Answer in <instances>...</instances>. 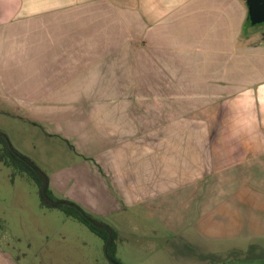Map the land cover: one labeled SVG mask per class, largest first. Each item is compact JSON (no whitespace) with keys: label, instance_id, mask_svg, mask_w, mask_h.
Returning <instances> with one entry per match:
<instances>
[{"label":"crops","instance_id":"obj_1","mask_svg":"<svg viewBox=\"0 0 264 264\" xmlns=\"http://www.w3.org/2000/svg\"><path fill=\"white\" fill-rule=\"evenodd\" d=\"M0 98L53 126L77 175L106 186L100 200L121 193L129 208L178 186L177 214L153 207L152 240L204 243L206 264L259 259L264 227L248 215L264 223V23L250 25L245 0H0ZM0 264L18 262L0 248Z\"/></svg>","mask_w":264,"mask_h":264},{"label":"rangeland","instance_id":"obj_2","mask_svg":"<svg viewBox=\"0 0 264 264\" xmlns=\"http://www.w3.org/2000/svg\"><path fill=\"white\" fill-rule=\"evenodd\" d=\"M109 98L88 97L89 101L84 105L91 107L102 103L109 104ZM168 104L175 106L176 102L170 101ZM5 110L0 107V130L6 133L13 147L32 159L48 176L59 177L65 173L71 176L68 177L70 182L64 177L53 182L51 190L54 195L76 202L116 232L120 231V239L116 241V256L122 264H178V259L180 264H190L191 259L197 264H206L207 261L214 260V257L202 255L208 247L204 243L196 246L198 250H193V245L182 243L179 237H171L167 242L152 240L157 234V231L151 230L155 228L152 221L156 219L153 207L166 204L163 200L166 199L172 205L171 212L177 214L179 209L170 201L172 193L167 192L177 189L178 186L167 188L163 192V199L160 198L161 195L158 197L151 194L146 200L129 208L120 205L123 201L121 193L115 194L119 201L108 196H101L100 200L99 195L106 186L98 185L96 176L88 169L83 168L81 174L77 175L81 157L70 150L69 143L60 136H49L54 130L53 126L31 123L22 113ZM19 115L24 118L21 119ZM173 115L175 112L169 113L170 118ZM98 190L102 192L99 193ZM108 204L109 207H104ZM240 204L241 201L239 206ZM240 217L241 213L231 211L228 227L240 224ZM248 218L252 226L258 229L264 227L259 216L249 214ZM130 220H136V224L132 225ZM144 234L151 237L148 239ZM263 245L255 244L250 252ZM249 247L250 245L247 248ZM0 248L10 252L18 264H110L104 256L100 238L59 210L42 208L36 185L25 175L1 163ZM222 257L226 258L225 254ZM258 258L260 260L251 255L246 262L264 264V250L260 251Z\"/></svg>","mask_w":264,"mask_h":264},{"label":"trees","instance_id":"obj_3","mask_svg":"<svg viewBox=\"0 0 264 264\" xmlns=\"http://www.w3.org/2000/svg\"><path fill=\"white\" fill-rule=\"evenodd\" d=\"M0 163L25 175L36 185L42 208L59 210L66 217L77 220L102 240L104 256L110 264H122L116 256L118 233L76 202L56 197L50 188L48 175L32 159L15 149L2 130H0Z\"/></svg>","mask_w":264,"mask_h":264},{"label":"water","instance_id":"obj_4","mask_svg":"<svg viewBox=\"0 0 264 264\" xmlns=\"http://www.w3.org/2000/svg\"><path fill=\"white\" fill-rule=\"evenodd\" d=\"M248 8L250 25L255 26L264 23V0H245Z\"/></svg>","mask_w":264,"mask_h":264}]
</instances>
